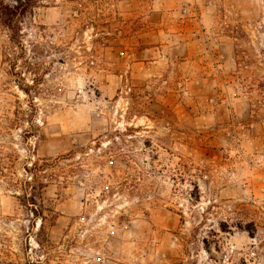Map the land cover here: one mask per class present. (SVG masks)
Instances as JSON below:
<instances>
[{
    "label": "rangeland",
    "instance_id": "obj_1",
    "mask_svg": "<svg viewBox=\"0 0 264 264\" xmlns=\"http://www.w3.org/2000/svg\"><path fill=\"white\" fill-rule=\"evenodd\" d=\"M21 26L0 264H264V0H39Z\"/></svg>",
    "mask_w": 264,
    "mask_h": 264
},
{
    "label": "trees",
    "instance_id": "obj_2",
    "mask_svg": "<svg viewBox=\"0 0 264 264\" xmlns=\"http://www.w3.org/2000/svg\"><path fill=\"white\" fill-rule=\"evenodd\" d=\"M38 2L39 0H0V25L8 30V37L14 45L18 46L22 43V18L38 6ZM24 90L28 91L27 88H24ZM62 158L66 157L58 156L31 162L30 166L25 167V171L30 174V180L25 181V186H33L32 182L38 180L39 173L41 171H47L48 168L53 167L62 171L63 166L60 164ZM2 161L0 160V164H3L2 166L4 168L6 162L4 160ZM53 175H57V173ZM35 195L28 198V201L32 200L35 203Z\"/></svg>",
    "mask_w": 264,
    "mask_h": 264
}]
</instances>
